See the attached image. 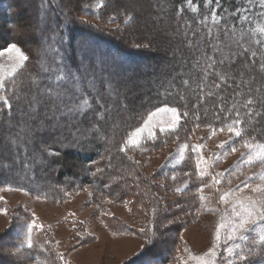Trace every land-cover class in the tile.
I'll use <instances>...</instances> for the list:
<instances>
[{
    "label": "trees",
    "instance_id": "16d2710c",
    "mask_svg": "<svg viewBox=\"0 0 264 264\" xmlns=\"http://www.w3.org/2000/svg\"><path fill=\"white\" fill-rule=\"evenodd\" d=\"M159 1L151 0V3L157 12L165 6L168 13L165 15V32L160 29L161 33L164 32L161 37L168 39L174 35L172 40L168 39L161 45L164 55L159 57L162 60L150 55L148 46L138 47L129 43L128 36L122 32V36L115 35L99 26L82 23L76 17L78 11L74 10V15L64 0H28L29 6L25 9L20 7V0H0V50L15 43L29 58L11 78L12 81L5 85L9 97L20 95L19 103L11 100L13 107L10 111L0 107V112H3L0 115V187L26 190L38 197L55 200L62 199L70 189L89 187L99 202L104 199L125 201L135 195L134 199L139 197L144 202L152 197L153 203L161 205L151 194L153 184L148 189L150 194L140 189L141 183L149 185L151 179L137 168L133 152H149L174 140L186 143L197 124L211 125L210 128L219 130L223 126L221 121L229 122L228 113L220 109L221 103L225 109H231L235 104L241 113L244 123L241 125L243 135L237 137L239 143L245 140L264 143V71L259 68V64L264 62V44L256 43L264 40V34L256 30L258 26L254 23L239 22L235 16L244 0ZM111 3L115 4V0H96L93 6H82V12L102 18L108 25L119 23L122 17L107 12ZM96 5L102 8H94ZM29 11H33L31 17L38 14L36 25H31L29 17L25 16ZM164 11L161 10L162 13ZM121 15L126 18L125 13ZM131 15L133 19L125 25L136 23L137 16ZM9 29L19 37L9 38ZM225 29L229 30L227 34ZM237 42L243 45V49ZM218 43L223 46L222 53L213 52V46ZM251 52L257 53L255 65L251 63ZM202 56H213L215 64L209 68ZM155 64L165 66L168 71L158 76L157 68H154L150 75V67ZM245 65L250 67L245 68ZM204 68L208 70L206 77L202 71ZM68 73L81 76L83 91L87 93L91 108H85L83 115L70 113L64 107L52 108V101L42 97L44 103L34 112L27 110L24 94L35 93L32 80L37 83V92L53 87L57 83V75ZM136 73H144L141 75L145 76L140 78L146 77L144 79L149 85L145 88L139 85L138 92L135 93V89L134 94L129 92V96L121 98L124 94L121 86ZM218 74H225V80L221 81ZM154 76L155 80L161 77L158 81L166 78L165 83L159 86L152 79ZM89 81L94 83L89 86ZM214 84L220 86L215 87ZM61 88L79 103L71 82H62ZM209 92L212 95H206ZM97 96L103 107L96 104ZM248 98L256 103L251 106L253 114L245 115L247 110L242 105ZM163 106L179 109L181 119L178 128L174 132L156 131L155 139L147 137L139 145L122 151L128 135L150 112ZM44 107L46 111H43ZM21 109L25 113L27 134L21 132ZM184 112L188 115L184 116ZM255 112L260 115H254ZM217 114L220 115L219 120L216 119ZM7 121L15 128V132L9 134L10 141L19 137L21 143L13 145L5 141ZM52 122H61L59 129L67 133L66 137L63 135L64 144H60L56 132L47 131V125L51 126ZM39 124H44L41 133ZM88 132L92 133L91 137L82 139ZM39 157L40 163L37 161ZM198 172L194 154L188 153L181 163L164 168L159 176L169 182L175 176L177 179L174 181L179 183V187L187 180L188 187L181 193L186 196L191 209H198L202 203L198 189L208 184L210 177H199ZM155 209V221L165 220L164 211L158 207ZM13 245L23 249L26 260H48L49 252L37 243L31 248H23L19 243ZM154 247L140 252L129 264H166L169 252L161 253ZM252 248L262 250L260 246L253 245ZM261 260L256 259L257 262ZM20 264H25V261Z\"/></svg>",
    "mask_w": 264,
    "mask_h": 264
},
{
    "label": "rangeland",
    "instance_id": "374dc122",
    "mask_svg": "<svg viewBox=\"0 0 264 264\" xmlns=\"http://www.w3.org/2000/svg\"><path fill=\"white\" fill-rule=\"evenodd\" d=\"M64 1L74 15V10L78 11L76 17L81 21H87V24L99 26L115 35L122 36L120 34L122 32L128 36L129 43L147 45L149 54L154 55L156 60L160 58L159 56L163 57L164 55L161 45L174 37L173 34L168 39L164 38L163 35L161 37V34L165 32L164 29H166L165 15L168 13L165 6L158 9L157 12L151 0H115V4L111 3L108 6L107 12L122 18L119 23L112 25L102 21V18L87 16L82 12V6H93L96 0ZM20 4V7L24 9L27 5L29 6L28 0H20ZM94 8L99 9L102 6L96 5ZM161 10L162 12L165 10L164 13ZM32 12H27L25 16L29 17L31 25H36L38 14L31 17ZM122 13L126 15L135 14L137 16L136 23L131 26L125 25V18L121 15ZM235 16L239 22L264 26V2L262 0H244V4L235 13ZM160 29L164 32L161 33ZM7 32H9V38L19 37V34L12 29ZM159 39L160 41H157ZM177 46L180 48L179 45ZM159 49L161 52H158ZM15 62L14 54L11 58L7 53L0 57V75L4 76L5 85L12 81L11 78L20 70L18 69L11 76L9 75L12 73V66ZM154 68H157L158 76L160 73L164 75L168 71L165 66L155 64L154 67H150V75ZM141 74L144 73L133 74L134 77L128 79L121 86L120 90L124 92L121 98L129 96L130 93L134 94L135 89H137L135 93L138 92L137 86L139 85L144 86L143 88L149 85L144 79L146 77L140 78L145 76ZM152 79L155 80V76ZM160 79L161 77H157L155 80L159 86L166 81V78L158 81ZM31 85L36 92L38 88L36 81L32 80ZM139 92L141 93V91ZM43 111H46L45 107ZM61 116L63 117L65 114ZM170 119V114L160 113L153 121L155 125L153 131L155 133L160 131V127ZM55 121L57 122V120ZM54 122L51 123V126L47 125L46 129L53 133L56 132L60 144H64L65 141L62 139L67 136V133L59 129L61 122ZM54 124L56 125L54 126ZM142 125L143 122L139 127ZM13 126L14 124L9 121L5 123L7 133L4 137L8 143H11L9 134L15 132ZM43 127L44 124H39V133L42 132ZM91 135L92 133L88 132L82 136V139H89ZM147 137H149L148 133H143L141 143ZM186 139L189 148L184 149V157L188 153H193L196 164L201 160V157L209 162L208 171L212 175L224 173V178L219 185H213L211 177L208 178V187H205L201 193L207 199L199 205V213H197L198 209H191L188 206L184 194L175 191V188L179 187V183L172 179L169 182L159 176L160 171L164 168L177 165L185 159L181 160L178 154L185 143L178 140L170 141L149 152L140 150L133 152L132 155L137 168L151 179L149 185L141 183L140 189L150 194L148 189L153 184L154 189L151 194L157 197L158 203L161 205L153 203L152 197L144 202L139 197L134 199L135 195L129 196L125 201L104 199L99 202L97 195L89 187L70 189L65 192L64 197L60 200L38 197L26 190L0 187V264H20L23 260L25 264H64L65 260L68 264H129L140 252H147L153 246L161 253L169 252L170 256L166 264H185V261L187 264H196L194 260L190 259V255H202L213 246L216 228L221 222L222 214L225 211L230 213V205L219 203L221 192L228 188H236L237 185L242 187V182H244L249 184L250 188H245L242 195H258L252 192L251 188L261 183L256 178V174L264 169V164L258 161L251 164L244 163L243 160L248 149L242 147L243 143H239L237 137L229 133L227 129L224 131L217 130L216 134L212 135V128L200 125L194 128ZM224 141L228 143L221 149L218 146ZM198 144L204 146L199 152L195 151V146ZM230 146L236 147L237 151L231 152ZM13 151L16 152L14 149ZM217 155H220L218 160L216 159ZM40 159V157L37 159L38 163H40ZM213 161L215 162L213 163ZM56 167L54 166V168ZM200 167H205V165L201 164ZM248 177L251 179H247ZM229 180H231V184L228 183ZM217 188L221 192H217ZM157 207L163 210L166 216L165 220L160 222L155 221L156 215L152 211ZM208 208L217 210L208 211ZM33 220L36 221L37 225H43V228L32 229V244L37 243L39 247L47 249L49 252L47 261L46 259L44 261L26 260L23 249L13 245L19 243L23 248L28 247V229ZM224 231L221 230L222 239ZM231 243L230 241L229 244ZM239 243L242 244V247L251 248L254 252L261 253L262 251H255L249 242ZM225 246L222 245V248ZM186 248L189 249L188 252L185 251ZM60 254H63L64 260L59 258ZM244 254L248 255V252L245 251ZM257 258L263 259L264 255L249 256V261L252 264H260L256 261ZM241 263L243 262H238V264ZM245 263L247 264V262ZM217 264H220L219 259Z\"/></svg>",
    "mask_w": 264,
    "mask_h": 264
},
{
    "label": "snow or ice",
    "instance_id": "6c2138e0",
    "mask_svg": "<svg viewBox=\"0 0 264 264\" xmlns=\"http://www.w3.org/2000/svg\"><path fill=\"white\" fill-rule=\"evenodd\" d=\"M262 2H264V0H262ZM188 3H192V0H188ZM132 19L133 16L130 13L127 14L125 23L131 21ZM82 23H87V21H82ZM256 30L264 34V27L258 26ZM228 31V29H225L226 34ZM209 35H211V31H209ZM256 43L264 44V40H258L256 41ZM237 45L238 47L243 49V45L239 44V42H237ZM144 46L147 47V45ZM213 52L222 53L223 46L219 45V43L217 45H214ZM5 53H7L10 58L13 57L14 54V58L16 61L12 66V73L9 74L10 76L18 69H21L24 66V62L29 59L26 55H24V53L15 43H12L0 50V57L4 56ZM235 55L236 54L234 53L233 58L235 57ZM256 55V52H251L252 65H255L256 63ZM201 58L205 60V63L209 68L215 64V59L213 56H202ZM220 63L222 64L223 61L221 60ZM244 67L249 68L250 65H245ZM259 68L264 71V62H261L259 64ZM202 71L204 73V76L206 77L208 75L207 68H204ZM218 75L221 81L225 80V74ZM240 75L242 78L243 72H241ZM250 79L255 78L250 77ZM55 80L57 81V83L54 84L53 87H45L42 91H37L32 95L24 94L25 107L29 112H34L38 106L44 103V99L52 101V104L50 105L52 108L59 109L60 107H64L67 108L68 112L70 113L75 112L81 115L84 114L83 110L85 108L92 107L91 102L89 101V99H87V93L83 91L81 76L77 75L76 73L61 74L57 75L55 77ZM64 81H69L72 83V87L78 94L79 103H76L75 100L68 96L65 90H62L61 83ZM92 83H94V81H89V86H91ZM185 83H187V81H185ZM214 86L219 87L220 85L214 84ZM249 91H251V89H249ZM206 95H212V93L209 92L206 93ZM236 95H240V93H236ZM42 97L44 99H42ZM20 98V95L14 94L12 97H9V95L6 94L5 78L3 75H0V107H6L10 111L13 107V104L10 101L15 100L18 104ZM95 102L96 104H99L101 107H103L99 96L95 97ZM255 103L256 101L252 98H248L245 101V103L242 105V107L247 110L245 115L253 114L251 106ZM220 109L221 111H226L228 113L229 122L224 123L223 121H221L223 126L219 129V131H224L225 129H227V131L229 133H232L235 137H241L243 135V128L241 127V125L244 123V121L242 120L241 113L236 108V105L233 104L231 109H225L223 103H221ZM160 113L171 115V119L164 123L162 127H160L159 130L161 132H174L178 128L181 119V113L179 109L175 107L157 108L154 112L148 115L147 119L143 121V125L141 127L136 128L128 135L125 146L121 150L126 151L129 146L139 145L143 138V133L145 132L148 133L149 137L155 139L156 134L153 131L155 125L153 124V121L156 117H158ZM0 115H3V112H0ZM24 115L25 113L23 109H21V132L22 134H27L28 130L27 125L24 122ZM100 115H103V113H100ZM183 115L187 116L188 112H184ZM254 115L259 116L260 113L255 112ZM196 118L199 119V116L197 115ZM216 119H220L219 114L216 115ZM198 126L199 125L197 124V127ZM208 126L211 127V125ZM216 131L217 129L212 128V135H215ZM11 142L13 143V145H16L21 143V140L18 137L16 140H12ZM227 143V141L221 142L218 147L223 149L225 147V144ZM202 147L204 146L200 144L196 145L195 151L199 152ZM242 147L248 149V153L243 160L244 163L251 164L258 161L261 164H264V143H250L248 140H245L242 144ZM187 148H189V145L187 143H185L181 147L178 153L181 160L185 158L183 152L184 149ZM230 150L231 152H236L237 148L234 146H230ZM216 159H220V155H217ZM214 162L215 161H213V163ZM201 164H204L205 167H200ZM197 166L199 168L198 176H210L213 185H219L221 183V180L224 178V173H216V175H212V173L208 171V167H210V164L203 157H201V160L198 161ZM256 178L261 181L260 184H257L254 188H251L252 192L258 194L256 196L242 195L245 188H250V185L244 182H242V187L240 185H237L236 188H228L223 192H221L219 188L216 189L217 192H221V194L219 195V203L230 205L231 210L230 213L228 211H225L222 214L221 222L216 228L215 243L213 244V246L202 255H190V259L194 260L196 264H217L218 259L220 261V264H238V262H247V264H252V262L249 261V256H256L258 254L264 255V169H261V171L256 174ZM172 179L175 180L177 178L173 176ZM247 179H251V177H248ZM228 183L231 184V180H229ZM187 187L188 181L186 180L183 186L176 187L175 191L183 192ZM205 187H208V185H202L198 189V191L200 193H203V189ZM200 199L204 201L207 199V197L201 195ZM202 207H204V205H202ZM207 210L216 211L217 209L208 208ZM152 211L155 215L156 209L154 208ZM197 213H199V209L197 210ZM37 227L43 228V225H37L35 220H33L29 225L27 236L29 248L32 247V229ZM222 229L225 230L223 239L221 236ZM141 231L144 230L141 229ZM230 241L232 242L231 244H229ZM238 241L249 242L254 246H260L262 251L261 253L254 252L251 248L242 247V244ZM49 243L51 242L49 241ZM222 245L226 246L222 248ZM185 251L188 252L189 249L186 248ZM245 251L248 252V255L244 254ZM17 252H19V249H17ZM59 258L61 260H64L63 254H60ZM64 264H68V262L65 260ZM185 264H187V261H185ZM260 264H264V259L260 261Z\"/></svg>",
    "mask_w": 264,
    "mask_h": 264
}]
</instances>
